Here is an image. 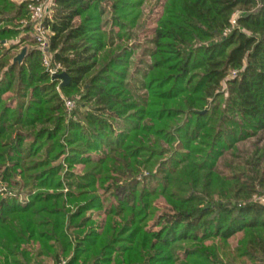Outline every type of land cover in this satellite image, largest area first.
Listing matches in <instances>:
<instances>
[{
  "label": "trees",
  "instance_id": "trees-1",
  "mask_svg": "<svg viewBox=\"0 0 264 264\" xmlns=\"http://www.w3.org/2000/svg\"><path fill=\"white\" fill-rule=\"evenodd\" d=\"M145 2L54 1L76 119L0 0V264H264V0H165L135 82Z\"/></svg>",
  "mask_w": 264,
  "mask_h": 264
},
{
  "label": "rangeland",
  "instance_id": "rangeland-1",
  "mask_svg": "<svg viewBox=\"0 0 264 264\" xmlns=\"http://www.w3.org/2000/svg\"><path fill=\"white\" fill-rule=\"evenodd\" d=\"M164 2H165V0H146L144 7H143V9H144L143 13L144 14H143L142 22L140 24V28L139 29L136 28L133 30L134 31V38L129 41V45H132V47L135 50L134 54L131 58L132 64H131V68H130L133 81H135V82H138L140 79H142V72L147 69V64L150 63V57L148 56L149 52H150V51L148 52V50L152 47V43L150 42V40L153 37V33H154L155 27L157 25V20L162 13ZM104 3H105V7L110 12L109 4L106 2H104ZM234 16L236 17V14ZM105 17L110 19L111 14L108 13ZM22 23L25 25L24 20L22 21ZM29 40L30 41L28 43L30 44L31 38H29ZM234 73H235V71H232L231 75H233ZM58 90L60 91V93L64 99L65 106H66V109H67L69 115H74V118L78 119L79 113H77V114H73V113L78 108L77 102L75 99L76 98L78 99V97H80V96H76L75 99H72L63 93V91L61 90V86H58ZM67 100L73 101V105L70 108L67 105ZM86 109L87 108L84 107L82 110L84 111ZM255 141L256 140L254 138H252L250 140H247L245 143L241 144L240 146L245 147V148H249V147H251L252 143ZM38 166L47 168L48 167L47 161L46 160L40 161ZM80 167L81 166H77L76 170H79ZM1 183L2 182L0 179V184ZM4 186H6L5 183H4ZM24 196L25 195H22L21 199L24 198ZM98 215L99 214L97 212H95L93 216L95 218H97ZM100 219H102V216ZM65 259H69V258L65 257ZM51 264H52V262H51Z\"/></svg>",
  "mask_w": 264,
  "mask_h": 264
},
{
  "label": "built area",
  "instance_id": "built-area-1",
  "mask_svg": "<svg viewBox=\"0 0 264 264\" xmlns=\"http://www.w3.org/2000/svg\"><path fill=\"white\" fill-rule=\"evenodd\" d=\"M22 1L23 0H20L19 2ZM54 1L55 0H32V3L30 4V22L34 27L32 37L35 40L37 47L42 52L43 63L48 67V70L52 76L64 71L60 63L52 64V52L49 41V37L52 32L49 24L47 23V17L51 16L53 12ZM233 22H235L234 19ZM67 105L70 108L73 105V101L67 100ZM258 199L264 202V198L260 197ZM56 264H68V259L61 258Z\"/></svg>",
  "mask_w": 264,
  "mask_h": 264
},
{
  "label": "water",
  "instance_id": "water-1",
  "mask_svg": "<svg viewBox=\"0 0 264 264\" xmlns=\"http://www.w3.org/2000/svg\"><path fill=\"white\" fill-rule=\"evenodd\" d=\"M27 52V48H23L22 51L15 57L14 61H19L21 62L23 60V58L25 57ZM54 77L56 78H60L62 79V83H61V87L65 86L67 84H69V82L71 81V77L69 75V73H67L66 71H63L57 75H55Z\"/></svg>",
  "mask_w": 264,
  "mask_h": 264
},
{
  "label": "crops",
  "instance_id": "crops-1",
  "mask_svg": "<svg viewBox=\"0 0 264 264\" xmlns=\"http://www.w3.org/2000/svg\"><path fill=\"white\" fill-rule=\"evenodd\" d=\"M17 1V0H16ZM20 0H18L17 2H19Z\"/></svg>",
  "mask_w": 264,
  "mask_h": 264
}]
</instances>
